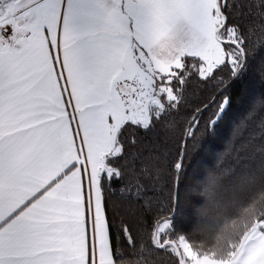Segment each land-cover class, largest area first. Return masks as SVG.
I'll use <instances>...</instances> for the list:
<instances>
[{
    "label": "snow or ice",
    "instance_id": "1",
    "mask_svg": "<svg viewBox=\"0 0 264 264\" xmlns=\"http://www.w3.org/2000/svg\"><path fill=\"white\" fill-rule=\"evenodd\" d=\"M0 264H264V0H0Z\"/></svg>",
    "mask_w": 264,
    "mask_h": 264
}]
</instances>
